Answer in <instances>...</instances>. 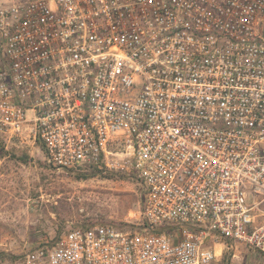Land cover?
Here are the masks:
<instances>
[{"label":"built area","instance_id":"1","mask_svg":"<svg viewBox=\"0 0 264 264\" xmlns=\"http://www.w3.org/2000/svg\"><path fill=\"white\" fill-rule=\"evenodd\" d=\"M135 178L143 223L22 264L264 258V0H0V144ZM2 162L0 159V168Z\"/></svg>","mask_w":264,"mask_h":264},{"label":"rangeland","instance_id":"2","mask_svg":"<svg viewBox=\"0 0 264 264\" xmlns=\"http://www.w3.org/2000/svg\"><path fill=\"white\" fill-rule=\"evenodd\" d=\"M0 159V252L18 258L0 264H22L26 254L54 244L84 220L122 228L143 223L141 186L126 173L111 169L77 179L81 171L57 172L45 165L38 141L1 143ZM232 244L239 250L232 264H264L260 255Z\"/></svg>","mask_w":264,"mask_h":264},{"label":"trees","instance_id":"3","mask_svg":"<svg viewBox=\"0 0 264 264\" xmlns=\"http://www.w3.org/2000/svg\"><path fill=\"white\" fill-rule=\"evenodd\" d=\"M22 161L25 162V159L23 157H22ZM77 171H81V173L78 174L77 179H87V178H91V177L101 175V174L106 172V170L104 168L99 169L96 167H89V168H85V169L79 168ZM109 177H111L110 174H109ZM84 221L85 222L82 224V226H80L78 228L87 229V228L92 227L93 225L97 224L96 222H92L90 220H84ZM106 225H111V224H106ZM112 226H115V225H112ZM115 227L122 228L120 226H115ZM123 229H127V228H123ZM17 259L18 258L15 256H11V255H8L4 252H0V262L1 261H7V260H10L11 262H15Z\"/></svg>","mask_w":264,"mask_h":264}]
</instances>
